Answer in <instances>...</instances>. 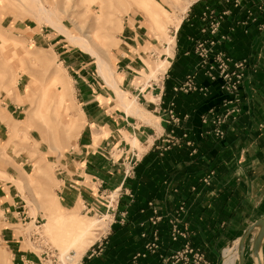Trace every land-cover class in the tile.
Masks as SVG:
<instances>
[{
	"label": "crops",
	"instance_id": "1",
	"mask_svg": "<svg viewBox=\"0 0 264 264\" xmlns=\"http://www.w3.org/2000/svg\"><path fill=\"white\" fill-rule=\"evenodd\" d=\"M215 16L220 23L211 32ZM134 32L126 36L133 40ZM198 37L216 39L212 52L246 60V76L236 92L239 110L225 118L221 137L214 134L212 118L231 95L221 90L220 79H209L197 67ZM130 45L135 43L124 41L117 67L144 112L128 113L119 101L115 106L114 91H97L94 77L83 71L86 76L75 79L81 108L71 110L79 125L76 144L55 162L59 203L109 217L106 233L97 239L99 250L91 256L86 250L84 264H183L173 256L185 242L209 264H236L239 254L234 261L225 260L235 241L264 215V0H194L174 32L168 65L156 78L135 83L128 76L141 62L140 55H131ZM64 51L70 52L71 67H85L86 61L82 64L74 52ZM188 75H193L194 88L175 90ZM132 136L138 145L127 140ZM128 157L135 162L126 176ZM7 187L0 180L3 222L11 225L13 216H6L11 209L25 212L17 210ZM109 193L115 194L112 202ZM154 210L156 225L150 221ZM255 211L262 212L254 217ZM122 213L124 222L119 220ZM175 215L186 237L172 240L169 220ZM153 229L156 247L149 248ZM0 235L11 264H39L37 253L25 248L11 226H3ZM263 253L264 240V264ZM247 255L244 264H256L252 252Z\"/></svg>",
	"mask_w": 264,
	"mask_h": 264
},
{
	"label": "rangeland",
	"instance_id": "2",
	"mask_svg": "<svg viewBox=\"0 0 264 264\" xmlns=\"http://www.w3.org/2000/svg\"><path fill=\"white\" fill-rule=\"evenodd\" d=\"M41 1L51 11L52 18L73 35H85L93 40L102 56L109 60L115 78L125 90L130 88L125 81L121 82L123 73L117 67L124 41L135 43L130 45L131 55L135 52L141 57V62L137 60V64L140 63L138 70H133L128 76L135 83L138 79L157 77L158 74L149 77L148 65L154 66L166 58L164 37L174 36L175 31L172 21L162 23L164 31L157 26L150 15L153 7L148 0ZM159 1L167 9L174 10L176 17L183 16L184 12L172 8L167 0ZM181 1L191 4L194 0ZM109 28H113L112 32ZM135 30L131 34L135 36L133 40L126 36L128 31ZM65 49L74 52L82 64L86 61L82 71L71 67L67 56L70 52H65ZM83 71L94 77L93 87L97 91L112 93L113 89L97 73L95 58L83 50L80 43L51 27L38 12L37 2L0 0V180L7 182L9 187L6 190L19 205L17 210L25 212L17 214L11 209L6 215L7 218L8 215L13 216V224L10 225L3 222L4 206L0 205V231L5 225L11 226L25 248L37 254L43 247L61 254L65 233L71 229V220L88 221L94 217L100 220L95 227H101L96 230L99 232L96 237L85 239L83 247L70 249L75 259L85 254L108 228L107 215L86 214L81 211V205L65 208L55 193L59 183L56 159L76 144L79 125L77 117H71V110L74 106L80 107L75 79L80 74L84 76ZM113 95L117 101L115 106H118L117 96ZM127 140L131 141L132 137ZM259 212L255 211L254 217L262 211ZM45 216L49 219L46 225ZM37 237L39 241H36ZM228 243L231 245L232 240ZM237 244L238 239L233 252L225 260L234 261L235 254H238ZM247 245H251L250 237L245 244V254L250 257L251 247ZM11 257L0 235V264H11Z\"/></svg>",
	"mask_w": 264,
	"mask_h": 264
},
{
	"label": "built area",
	"instance_id": "3",
	"mask_svg": "<svg viewBox=\"0 0 264 264\" xmlns=\"http://www.w3.org/2000/svg\"><path fill=\"white\" fill-rule=\"evenodd\" d=\"M220 19L219 16L212 17L209 23V30L211 32H215L219 26ZM205 28H201L204 30ZM216 39L214 38H201L198 37L195 40V51L199 56V61L197 67L202 69L205 75L209 79H220L221 84L220 88L222 91L231 95L230 98L225 99L222 103L224 109L222 112L217 113L213 118L212 122L214 124V134L217 137H221L224 133V129L222 127V123L225 118L239 110V97L236 95V92L240 88V85L243 83L245 76H246V60L244 58L235 59L233 57L228 56L223 51H216L212 52L211 47L215 44ZM195 86V82L193 79V75H188L185 80L174 86L175 90H183L189 91L192 90ZM171 113V112H170ZM172 118L173 114H171ZM206 118H203L205 120ZM135 160L132 157H128V167L125 169V175L129 176L133 173ZM109 200L112 201V198L108 196ZM149 204H152L149 202ZM112 211L114 209H111ZM155 215L150 218L152 225H156V222L159 219L157 216L156 210H154ZM120 222H124L125 214L122 213L119 218ZM170 237L172 240H177L179 237H186L185 231L179 228V219L178 216L175 215L174 217L170 218ZM157 231L153 229L152 236L153 240L148 243L147 247H156L155 239H156ZM36 241H39L38 237ZM98 240L93 242L90 247H88L89 254L88 256L94 255L97 252L98 247ZM65 254L63 257L59 256L58 252L56 253L54 249L43 247V250L40 254H37L38 263L39 264H84L83 255L79 258H74V254ZM175 259L174 261H182L183 264H209L207 259L205 258L204 254L198 250L192 248L188 242H185L182 248L176 252L173 256Z\"/></svg>",
	"mask_w": 264,
	"mask_h": 264
},
{
	"label": "bare ground",
	"instance_id": "4",
	"mask_svg": "<svg viewBox=\"0 0 264 264\" xmlns=\"http://www.w3.org/2000/svg\"><path fill=\"white\" fill-rule=\"evenodd\" d=\"M37 2V9L38 12L41 14L42 18L55 30L59 32H64L68 39L80 43V46L83 50L89 52L94 58L95 62L97 65V73L98 75L104 80V82L110 86L119 101V104L128 112V113H133L135 115L141 116V113L144 112L143 109L140 107L138 100L136 99V96L132 94L131 92L125 90L117 81L115 78V71L110 65L109 60L105 59L98 48L94 45L93 40L89 39L85 35H73L69 30H67L64 26H62L58 21L54 20L51 16V11L42 3L41 0H33ZM149 3L152 5L153 10L151 11V17L153 18V21L157 24L158 27H160L162 30V23L165 24L168 21H172L173 26H174V31L177 29L180 21H181V16L176 17L174 13V10H169L164 5L162 4L161 1L159 0H148ZM167 2L172 6V8L177 9L178 11H183L187 9L188 5L190 2H185L184 4L182 3L181 0H167ZM175 10V11H177ZM147 12V11H146ZM110 15L113 14V12L109 13ZM112 21V20H110ZM121 24V23H120ZM119 28V27H118ZM113 28H109V30L112 32ZM154 31V29H153ZM164 31V30H163ZM113 36V35H110ZM164 51L166 54L165 59H160L158 63H156L154 66L149 67V72L148 75L149 77L156 74H162L169 62V57L172 53V45L174 42V36H168L166 35L164 37ZM145 115V114H144ZM148 119V118H146ZM133 145H138V139L132 136V140L130 141ZM112 201H114L115 194L112 193L111 195ZM54 200L56 198L54 197ZM111 201V202H112ZM57 206V205H56ZM60 209V207H58ZM45 220V225L49 223V219L47 216ZM100 220H96L94 217L90 218L88 221H75L71 220L70 221V226L71 229L65 233V238L63 240L62 244V250L60 249L61 254L59 256L63 257L65 254H70L71 252L70 249L74 247H83L85 239L94 238L96 235L99 234L97 229H100L101 227H95L96 224H98ZM241 236V235H240ZM250 236V240H251ZM240 237H238V244H239ZM238 244H237V251L238 250ZM91 246V245H90ZM89 246V247H90ZM248 246V245H247ZM248 247H251L248 246ZM244 257H245V246H244ZM239 254V252H238ZM75 258V254H74ZM238 262V260H237ZM237 264V263H236Z\"/></svg>",
	"mask_w": 264,
	"mask_h": 264
},
{
	"label": "water",
	"instance_id": "5",
	"mask_svg": "<svg viewBox=\"0 0 264 264\" xmlns=\"http://www.w3.org/2000/svg\"><path fill=\"white\" fill-rule=\"evenodd\" d=\"M252 233H254L251 238L252 257L256 264H263L260 254L262 243L264 240V215L256 219L242 232L238 244L239 255L237 264H244V246Z\"/></svg>",
	"mask_w": 264,
	"mask_h": 264
}]
</instances>
